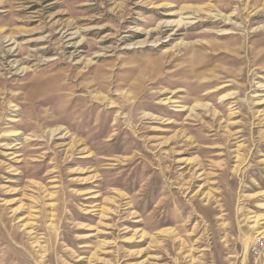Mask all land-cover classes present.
Returning <instances> with one entry per match:
<instances>
[{"label": "rangeland", "instance_id": "374dc122", "mask_svg": "<svg viewBox=\"0 0 264 264\" xmlns=\"http://www.w3.org/2000/svg\"><path fill=\"white\" fill-rule=\"evenodd\" d=\"M259 237L264 0H0V264H264Z\"/></svg>", "mask_w": 264, "mask_h": 264}, {"label": "built area", "instance_id": "2783aa9c", "mask_svg": "<svg viewBox=\"0 0 264 264\" xmlns=\"http://www.w3.org/2000/svg\"><path fill=\"white\" fill-rule=\"evenodd\" d=\"M251 255L255 258L264 257V237H259L250 249Z\"/></svg>", "mask_w": 264, "mask_h": 264}, {"label": "bare ground", "instance_id": "6f19581e", "mask_svg": "<svg viewBox=\"0 0 264 264\" xmlns=\"http://www.w3.org/2000/svg\"><path fill=\"white\" fill-rule=\"evenodd\" d=\"M220 22V21H219ZM217 24V23H216ZM227 35V34H226ZM221 36V35H220Z\"/></svg>", "mask_w": 264, "mask_h": 264}]
</instances>
